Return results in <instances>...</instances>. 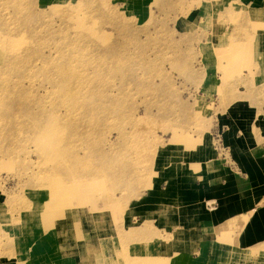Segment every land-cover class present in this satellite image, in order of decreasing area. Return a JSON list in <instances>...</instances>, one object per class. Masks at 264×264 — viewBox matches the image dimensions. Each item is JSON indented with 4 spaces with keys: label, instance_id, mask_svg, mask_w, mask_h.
Returning <instances> with one entry per match:
<instances>
[{
    "label": "rangeland",
    "instance_id": "1",
    "mask_svg": "<svg viewBox=\"0 0 264 264\" xmlns=\"http://www.w3.org/2000/svg\"><path fill=\"white\" fill-rule=\"evenodd\" d=\"M252 13L239 0H0V264H48L72 241L88 264H151L149 240L169 236L131 217L152 210L155 181L224 152L216 124L232 103L264 117ZM138 229L146 262L136 243L123 263Z\"/></svg>",
    "mask_w": 264,
    "mask_h": 264
},
{
    "label": "crops",
    "instance_id": "2",
    "mask_svg": "<svg viewBox=\"0 0 264 264\" xmlns=\"http://www.w3.org/2000/svg\"><path fill=\"white\" fill-rule=\"evenodd\" d=\"M239 3L248 6L251 14L256 11L264 15V0H239ZM256 111L259 108L249 109L237 102L229 105L216 124L224 152L218 151V156H214L208 150L203 154L199 175L181 168L170 179L155 181L152 210L144 209L131 217L136 221L142 218L140 222L144 225L151 216L153 227L159 226V236H169L164 241L156 235L153 241L149 240L151 264H163L167 254L170 260L164 264H240L241 257L248 252L255 258L264 253V117ZM227 157L231 160L228 166L221 161ZM134 236V242H130L128 234L124 236L129 256L122 259L123 263L133 261L135 253L129 249L136 243L142 249L136 251L139 256L135 255L141 258L140 262H146L145 232L138 229ZM113 239V236L105 239L109 260L115 246ZM179 243L182 248L172 257ZM66 247L68 250L61 249L56 259L49 255L48 264L89 263L83 257L80 243L72 241ZM228 253L236 255L227 261ZM105 263L110 264L108 260Z\"/></svg>",
    "mask_w": 264,
    "mask_h": 264
},
{
    "label": "bare ground",
    "instance_id": "3",
    "mask_svg": "<svg viewBox=\"0 0 264 264\" xmlns=\"http://www.w3.org/2000/svg\"><path fill=\"white\" fill-rule=\"evenodd\" d=\"M17 107H20V106H17Z\"/></svg>",
    "mask_w": 264,
    "mask_h": 264
}]
</instances>
